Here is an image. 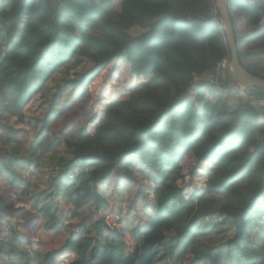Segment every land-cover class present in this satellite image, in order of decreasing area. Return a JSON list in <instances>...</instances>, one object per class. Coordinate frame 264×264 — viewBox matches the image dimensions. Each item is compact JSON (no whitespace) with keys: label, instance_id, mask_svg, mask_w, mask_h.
Listing matches in <instances>:
<instances>
[{"label":"trees","instance_id":"obj_1","mask_svg":"<svg viewBox=\"0 0 264 264\" xmlns=\"http://www.w3.org/2000/svg\"><path fill=\"white\" fill-rule=\"evenodd\" d=\"M227 7L239 60L264 78L245 64L264 57V0H227ZM136 28L144 32L133 35ZM91 30L99 34L93 67L59 84L48 105L46 84L83 54ZM225 60L230 49L215 0H0V176L17 180L46 155L54 163L48 201L15 183L20 191L7 210L14 230L2 232L0 205L1 257L18 258L12 264H34L33 254L36 264L67 257L64 264H264V90L237 85L220 66ZM233 89L247 95L237 108L223 98ZM81 118L90 121L87 131L66 130ZM27 130L25 152L18 137ZM64 147L66 155L57 153ZM188 155L192 176L211 168L204 189L186 197ZM136 171L161 179L152 221L147 229L123 220L113 226L99 187L137 186ZM59 198L94 210L42 256L39 223L55 239L65 233ZM212 214L226 217L233 233L222 249L198 240L200 221Z\"/></svg>","mask_w":264,"mask_h":264},{"label":"rangeland","instance_id":"obj_2","mask_svg":"<svg viewBox=\"0 0 264 264\" xmlns=\"http://www.w3.org/2000/svg\"><path fill=\"white\" fill-rule=\"evenodd\" d=\"M242 31V30H241ZM143 29H133L131 33L133 35L142 34ZM99 39V34L96 31L91 30L87 34V46L83 54L76 57L72 63L59 69L46 84L45 89L43 90V98L47 101L48 105L52 99V96L56 90V87L62 82L72 79L74 77H79L84 73H87L92 67L93 62L89 58L90 55L95 52L94 42ZM245 64L249 65L253 70L264 76V57H251L245 60ZM221 65H225L227 68L228 61L225 60ZM232 77V76H231ZM224 78V77H223ZM232 91H223V98L231 107L241 106V100L239 97L232 96ZM263 106L259 111L264 112V100L260 102ZM90 121H86L81 118L76 122L72 123L66 130L72 131L75 128L79 127L82 132L88 130ZM65 130V131H66ZM79 130V131H80ZM64 131V132H65ZM19 141L23 145V151L30 150V132L29 130L23 131L19 135ZM0 148H3L0 142ZM57 153L66 155L65 147ZM39 154V153H38ZM42 162L40 168H31L29 170L21 171L17 180L9 178V180L4 179L0 176V205L6 211L5 213V224L3 225L2 232L7 231V229H15L16 219L8 218L9 212L7 210L14 208L15 203L11 198L14 192H19L15 183L17 181H22L24 184H21V188L27 187V193L30 196H43L44 199H47L48 193L50 192L47 184L48 177L54 172V163L52 162L51 155H46L40 159ZM195 159L192 155L185 157L182 162L183 165V180L180 183L184 187L186 197L190 196L194 191H202L205 187V183L209 176L210 165H205L203 170L198 171L196 175L192 176L189 167L194 165ZM139 185H126L122 188L116 189L113 185H104L99 187L100 193L106 197L108 203V209L103 214H106L107 221L109 224L119 227L118 221L123 220V225L126 228H134L136 225H141L142 227H149L152 221V213L155 208L156 203V191L160 184L161 179L157 176L146 177L140 172H135ZM13 180V183L11 182ZM209 199H213L217 206L224 204L222 197L211 195L208 196ZM48 201V199H47ZM57 214L64 222L65 233L64 236L55 239L54 235L49 234L44 229L45 222L42 221L38 225V238L41 240L42 244L36 246L38 253L42 256L48 252L56 251L61 248L65 242V237L70 233L71 228L75 227L78 222H81L87 215H89L94 210V205H87L80 211L77 207H74L66 199L59 198L57 202ZM8 215V216H7ZM7 222L10 225H7ZM202 223V224H201ZM201 231L199 234V241L204 244L215 246L216 249L224 248L227 240L232 236V230H229L227 227V219L222 214H212L208 217L203 218L200 221ZM72 225L73 227H69ZM18 231L17 234L25 236L27 230L23 228L22 225H17ZM257 232V229L255 230ZM255 232V233H256ZM4 233L0 234V241ZM256 236V234H254ZM260 247L263 245V241L259 238H256ZM26 241V240H25ZM32 263L36 264L38 258L36 254L32 255ZM18 258L13 257H1L0 255V264H12ZM67 261L60 262L59 264L67 263L71 260L70 257L65 258ZM161 259H163L161 257ZM165 261V260H164Z\"/></svg>","mask_w":264,"mask_h":264},{"label":"water","instance_id":"obj_3","mask_svg":"<svg viewBox=\"0 0 264 264\" xmlns=\"http://www.w3.org/2000/svg\"><path fill=\"white\" fill-rule=\"evenodd\" d=\"M216 7L222 17V26L230 49V60L227 68L233 80L244 89L262 88L264 90V78L255 76L248 72L238 57L235 32L228 11L227 0H215Z\"/></svg>","mask_w":264,"mask_h":264},{"label":"crops","instance_id":"obj_4","mask_svg":"<svg viewBox=\"0 0 264 264\" xmlns=\"http://www.w3.org/2000/svg\"><path fill=\"white\" fill-rule=\"evenodd\" d=\"M263 23H264V19H263ZM229 83V82H228ZM230 86L234 87L235 88V85L233 83H229ZM230 92L232 91V96H236V97H239L240 100H241V104L243 102H245L246 100H244L243 98L247 99V95L246 94H243V93H239V92H236L235 89L233 90H229ZM258 105V104H257ZM263 106H261V104L259 103L258 105V109H261ZM263 109V108H262Z\"/></svg>","mask_w":264,"mask_h":264},{"label":"built area","instance_id":"obj_5","mask_svg":"<svg viewBox=\"0 0 264 264\" xmlns=\"http://www.w3.org/2000/svg\"><path fill=\"white\" fill-rule=\"evenodd\" d=\"M222 66H223V65H222ZM224 66H225V65H224ZM224 66H223V67H224Z\"/></svg>","mask_w":264,"mask_h":264}]
</instances>
